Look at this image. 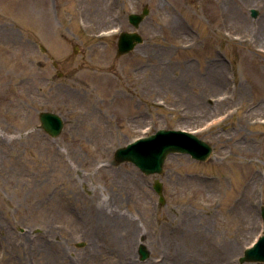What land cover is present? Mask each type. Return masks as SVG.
Instances as JSON below:
<instances>
[{"label": "rangeland", "instance_id": "obj_1", "mask_svg": "<svg viewBox=\"0 0 264 264\" xmlns=\"http://www.w3.org/2000/svg\"><path fill=\"white\" fill-rule=\"evenodd\" d=\"M145 6L144 41L116 56L102 30H132ZM44 9L0 0V264H264L239 261L264 228V0H47L52 30ZM46 109L58 137L39 127ZM162 127L214 154L171 153L162 174L114 161ZM90 202L136 229L105 228Z\"/></svg>", "mask_w": 264, "mask_h": 264}, {"label": "water", "instance_id": "obj_2", "mask_svg": "<svg viewBox=\"0 0 264 264\" xmlns=\"http://www.w3.org/2000/svg\"><path fill=\"white\" fill-rule=\"evenodd\" d=\"M147 13L148 8H145L140 14L132 13L129 15L130 21L138 27ZM252 14L256 16L258 14L257 9H253ZM142 41L143 38L137 31L122 32L118 42V54L130 51ZM40 119L42 126L53 136H58L62 131L64 121L58 113L42 111L40 112ZM171 152L189 153L196 159L205 160L211 155L212 146L191 132L181 129L160 128L155 133L117 148L115 160L116 162L132 161L147 174L161 173L165 159ZM154 187L160 194V200L164 202L162 182L157 178ZM262 216L264 218V207ZM139 252L141 259H146L150 255V251L144 243H140ZM240 261H264V230L257 242L245 250Z\"/></svg>", "mask_w": 264, "mask_h": 264}, {"label": "bare ground", "instance_id": "obj_3", "mask_svg": "<svg viewBox=\"0 0 264 264\" xmlns=\"http://www.w3.org/2000/svg\"><path fill=\"white\" fill-rule=\"evenodd\" d=\"M43 5H45V9L41 14L42 21L48 26V30H52V16L49 10L47 9V0H40ZM50 32V31H49ZM261 36L264 37V31L261 33ZM1 47V46H0ZM5 77H7L6 74H4ZM106 91L110 92V87L104 88ZM89 208L92 212H96L97 214H102V217L100 218V221L103 222L102 225H105V228L109 229L111 223L113 222H120L123 223L124 231H125V237H128L129 233L134 232L136 228H132L131 222H129V218L125 213L119 214L117 212V209L111 208L108 205L100 202H90ZM129 220V221H128ZM127 259L124 258L123 264H130V262H127Z\"/></svg>", "mask_w": 264, "mask_h": 264}]
</instances>
